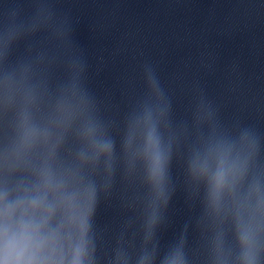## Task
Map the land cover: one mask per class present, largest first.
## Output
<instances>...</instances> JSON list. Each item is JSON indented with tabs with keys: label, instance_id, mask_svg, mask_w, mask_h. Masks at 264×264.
<instances>
[{
	"label": "water",
	"instance_id": "1",
	"mask_svg": "<svg viewBox=\"0 0 264 264\" xmlns=\"http://www.w3.org/2000/svg\"><path fill=\"white\" fill-rule=\"evenodd\" d=\"M4 191L82 264H264V0H0Z\"/></svg>",
	"mask_w": 264,
	"mask_h": 264
},
{
	"label": "clouds",
	"instance_id": "2",
	"mask_svg": "<svg viewBox=\"0 0 264 264\" xmlns=\"http://www.w3.org/2000/svg\"><path fill=\"white\" fill-rule=\"evenodd\" d=\"M223 180V172L217 173V187ZM52 215L43 196L10 199L7 191L0 192V264H82V243L66 254L61 226L52 227Z\"/></svg>",
	"mask_w": 264,
	"mask_h": 264
}]
</instances>
